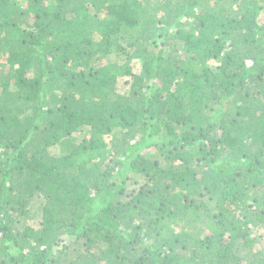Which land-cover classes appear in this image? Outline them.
<instances>
[{
  "label": "trees",
  "instance_id": "trees-1",
  "mask_svg": "<svg viewBox=\"0 0 264 264\" xmlns=\"http://www.w3.org/2000/svg\"><path fill=\"white\" fill-rule=\"evenodd\" d=\"M0 61V264H264V0H0Z\"/></svg>",
  "mask_w": 264,
  "mask_h": 264
},
{
  "label": "rangeland",
  "instance_id": "rangeland-1",
  "mask_svg": "<svg viewBox=\"0 0 264 264\" xmlns=\"http://www.w3.org/2000/svg\"><path fill=\"white\" fill-rule=\"evenodd\" d=\"M0 63H1V61H0ZM133 65L137 66V61H135V62L133 63ZM123 81H124V80H121V84H122V85H124V83H125V82L123 83ZM103 158H104V156H100L99 158H97V162L101 161ZM35 215H36V214L33 215V218H34V219L31 217V221H30L31 223L34 222V221H38L37 216H36V220H35ZM33 220H34V221H33Z\"/></svg>",
  "mask_w": 264,
  "mask_h": 264
}]
</instances>
